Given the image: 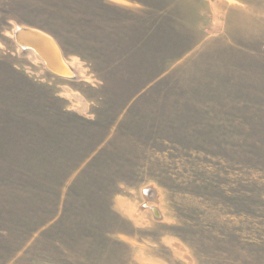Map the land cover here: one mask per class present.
I'll list each match as a JSON object with an SVG mask.
<instances>
[{
	"label": "rangeland",
	"instance_id": "1",
	"mask_svg": "<svg viewBox=\"0 0 264 264\" xmlns=\"http://www.w3.org/2000/svg\"><path fill=\"white\" fill-rule=\"evenodd\" d=\"M0 264H264V0H0Z\"/></svg>",
	"mask_w": 264,
	"mask_h": 264
},
{
	"label": "bare ground",
	"instance_id": "2",
	"mask_svg": "<svg viewBox=\"0 0 264 264\" xmlns=\"http://www.w3.org/2000/svg\"><path fill=\"white\" fill-rule=\"evenodd\" d=\"M13 38L17 47L37 56L46 68L48 65L54 71L65 76L76 75V73L72 70L70 63L64 57L60 44L56 38L49 33L41 29L25 25L17 27L14 30ZM57 76L63 77L60 75Z\"/></svg>",
	"mask_w": 264,
	"mask_h": 264
},
{
	"label": "water",
	"instance_id": "3",
	"mask_svg": "<svg viewBox=\"0 0 264 264\" xmlns=\"http://www.w3.org/2000/svg\"><path fill=\"white\" fill-rule=\"evenodd\" d=\"M47 68H48L49 71H51L54 74H57V75H60V76H63V77H73V76H70V75L65 76V75H63V74H61L59 72H56L53 69H51L48 65H47Z\"/></svg>",
	"mask_w": 264,
	"mask_h": 264
}]
</instances>
